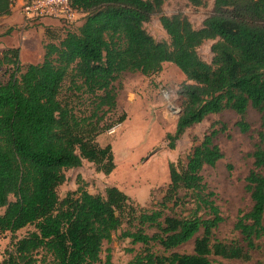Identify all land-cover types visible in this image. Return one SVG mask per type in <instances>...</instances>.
I'll use <instances>...</instances> for the list:
<instances>
[{
  "label": "trees",
  "instance_id": "16d2710c",
  "mask_svg": "<svg viewBox=\"0 0 264 264\" xmlns=\"http://www.w3.org/2000/svg\"><path fill=\"white\" fill-rule=\"evenodd\" d=\"M69 1L80 24L60 36L46 28L39 63L20 64L17 48L0 53V235H9L0 264H112L102 246L123 225L119 238L142 248L134 264H212L210 255L247 261L264 237V0H213L197 29L179 15H160L168 43L154 41L142 28L164 0ZM10 3L0 0V16L9 13ZM207 40L214 41L209 63L196 54ZM164 63L184 77L176 91L184 105L165 135L169 149L209 115L230 110L243 116L247 108L259 114L243 186L250 207L233 223L244 249L213 240L224 219L200 176L222 158L213 140L223 124L191 148L180 171L168 167L167 189L154 207H138L114 187L103 197L80 186L60 200L56 195L62 171L82 161L104 174L112 170L110 146L95 141L110 127L103 118L115 109L112 83L123 73L154 75ZM63 90L85 104L81 113L60 99ZM235 125L241 133L249 130L245 122ZM185 196L191 207L182 216L177 208L185 206ZM191 239L190 253H169Z\"/></svg>",
  "mask_w": 264,
  "mask_h": 264
},
{
  "label": "rangeland",
  "instance_id": "374dc122",
  "mask_svg": "<svg viewBox=\"0 0 264 264\" xmlns=\"http://www.w3.org/2000/svg\"><path fill=\"white\" fill-rule=\"evenodd\" d=\"M212 3L213 0H200L199 5L191 6L186 0H164L160 12L152 15L148 22L142 24V28L154 41L168 43V37L158 22L160 15H179L184 17L193 29H197L201 21L211 14ZM43 19L48 18L38 21L22 19L19 26L0 32V38L5 36L3 41L7 44H21L19 62L22 65L24 61H34L38 51L42 53L41 48L46 41L43 34L45 26L41 24ZM54 22L56 26L48 28L59 36L64 29L73 31L76 27V24L67 25L57 20ZM213 42L204 41L196 48L197 56L206 63L210 62L209 48ZM4 69L0 68V79L5 78ZM183 82V75L168 63L162 64L158 73L148 77L137 73L121 74L112 83L116 94L115 109L103 118V124L110 127L101 130L95 137L98 146H110L112 170L104 174L96 165L82 161L78 168L62 171L64 180L56 187V195L60 200L80 186L91 195L103 197L107 188L114 187L127 195L136 206L154 207L167 189L168 167L171 165L180 171L191 148L199 144L210 129H218L223 124L225 130L219 132L213 140L222 158L214 167H203L200 176L208 191L214 193V203L224 219L213 231V240L244 249L239 234L233 230V223L238 212L245 213L250 207L243 186L244 177L251 169L249 154L257 139L259 114L247 108L243 116H238L230 110L209 115L200 123L186 129L174 142L173 149H169L165 135L173 132L177 115L184 105V100L176 95ZM59 97L70 107L73 106L76 113L83 111L85 104L78 103L64 90ZM120 117L122 121L117 122ZM237 122L247 123L248 132L241 133L235 125ZM188 199L185 196V206L177 208V214L186 215V209L191 207V204L186 202ZM8 200L13 201V198L9 197ZM2 211L3 208L0 209V214ZM125 228L123 225L113 234L111 242L102 246V250L109 248L112 264H134V255L139 254L142 249L138 244L131 245L129 240L119 238L120 231ZM26 230L29 228L20 230L16 235L19 237ZM8 242L9 235H0V258ZM192 242L193 239L169 253H190ZM255 244L258 249L248 253L247 261L227 260L214 255L208 258L212 264H264V237L255 241ZM103 256L104 252L101 258Z\"/></svg>",
  "mask_w": 264,
  "mask_h": 264
},
{
  "label": "built area",
  "instance_id": "2783aa9c",
  "mask_svg": "<svg viewBox=\"0 0 264 264\" xmlns=\"http://www.w3.org/2000/svg\"><path fill=\"white\" fill-rule=\"evenodd\" d=\"M19 14L26 21L48 18L67 25L76 24L80 17L79 11L70 5L69 0H24L19 7Z\"/></svg>",
  "mask_w": 264,
  "mask_h": 264
},
{
  "label": "crops",
  "instance_id": "0c3cea01",
  "mask_svg": "<svg viewBox=\"0 0 264 264\" xmlns=\"http://www.w3.org/2000/svg\"><path fill=\"white\" fill-rule=\"evenodd\" d=\"M23 1L24 0H11L9 13L7 15L0 16V32H2L5 29L8 30L11 27H17V26H19V24H21V21H23L22 20L23 18L19 14V7ZM80 17H81V15H80ZM41 24H43L45 26L43 28V34H44V30L46 28L49 29L48 26H53V27L56 26V22H54V20H51V19H43ZM79 24H80V22L78 21L75 26L78 27ZM5 38H6L5 36L3 38H0L2 40V41H0V53L7 50V49L17 48L18 49V57H20L21 44H17V43H15V45H11L9 43L7 44L6 41H3V40H5ZM41 55H42V53H40V51H38V53H36V55H35L36 59L34 61H32V62L24 61L23 65L39 63L41 60ZM35 57L33 56V59Z\"/></svg>",
  "mask_w": 264,
  "mask_h": 264
}]
</instances>
